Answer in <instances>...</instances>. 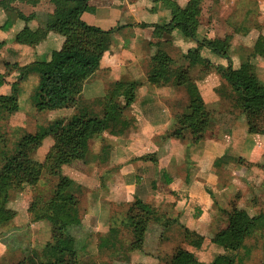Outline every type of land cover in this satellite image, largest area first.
Wrapping results in <instances>:
<instances>
[{
    "label": "crops",
    "instance_id": "obj_1",
    "mask_svg": "<svg viewBox=\"0 0 264 264\" xmlns=\"http://www.w3.org/2000/svg\"><path fill=\"white\" fill-rule=\"evenodd\" d=\"M175 1L183 11L194 8V0ZM250 3L258 11L264 10V0H199L198 11L194 13L199 20L198 34L202 37L220 40L227 36L230 37V35H224L223 38L217 37L215 28L220 26V21L226 25V20L230 15L232 19L240 14L242 17L245 14L248 15L251 11ZM43 7L46 9L43 10ZM47 11L51 12L52 8L46 0H41L35 6L19 0H0V73L7 71L6 69L10 66H7V63L28 68L37 62L47 63L43 62L47 54H56L59 51L58 55H55V62L65 54L61 36L43 29L42 17ZM18 13L26 17L34 15L27 26L38 40L35 46H28L25 41L24 43L16 42L18 33L21 35V30L26 25L19 18ZM81 19L105 31L102 35V45L96 52L100 68L86 80L82 90V98L87 106L100 107L107 85L111 82L138 81L141 83L137 87L134 102L129 109H124L128 112L129 118L126 120L119 118L124 128L119 126L118 136L109 135L107 128L108 134L103 135L105 143L102 142V138L98 139V146L94 149L97 158L91 167L85 168L84 173L73 170L71 168L73 166H68L62 171V174L72 181L78 183L83 181L85 185L91 179L93 185L101 187L97 182L100 178L103 182L102 186L106 185L109 188L108 194L105 197L101 196L102 198L90 193L85 204L87 208L85 215L95 211L91 214L96 216L99 224L103 223V215L105 220L109 217L111 205L114 203L117 205L130 204L134 197L138 196L150 204L154 210L155 208L164 210L167 217L170 216L167 211L173 212L182 224L186 226L193 224L195 227H192V230L204 236L205 233L199 225H202L208 218L211 207H213V200L218 201V196L223 193L229 195L234 190L232 174L227 177L226 187L219 190L220 175L213 168V163L217 157L224 155L225 150H233L236 146L231 149L228 144H222L223 151L218 154L220 148L212 147V145L216 147L213 139L207 138V141L187 145L186 140L180 136H172L171 133L175 128L173 115L180 112L186 104V101L182 99L183 87L174 86L172 83L157 87L146 82L150 59L153 56L164 52L174 62L186 65L188 62L183 56L189 49L196 47L195 42L183 37L177 30L161 39L153 36L155 25L166 24L171 20L170 10L163 0H89ZM258 35L264 36V32H258L254 27L246 28L240 35H235L233 41L236 44L252 46L250 44H254ZM229 51L230 49L227 51L228 54ZM231 51L228 56L232 64L236 66L240 63L235 61V58L239 60L245 57L238 54L233 47ZM200 55L213 65L223 67L227 65L225 60L208 50H200ZM251 58L259 62V66L254 64L258 69H264V58L259 56ZM46 65L49 67L46 70L50 71L53 64ZM44 68H46L45 65ZM199 69V66L190 68V80L193 87L198 90L208 113L213 112L212 108L220 112L222 100L215 88L221 84V81L215 72L201 73ZM193 71L198 72L195 77L191 75ZM18 78L17 72L10 73L4 79L5 84L0 87V94H8L9 84ZM25 79L24 76L20 83L19 93L22 91L23 82L25 87L30 84L25 83ZM37 84L38 79L34 78L31 82L33 86L31 90H34ZM22 97L24 95L20 97L21 100ZM119 102L122 104L121 100ZM234 137L235 140L241 138L239 155L245 156L250 162L253 157L249 155L254 151L261 153L264 150V148L261 151L256 149L258 142L264 140V135H253L244 130L243 133H234ZM225 138L230 139L227 136ZM44 142L46 145L44 155H46L53 142L46 140ZM261 145L264 146V143ZM259 148L262 147L259 146ZM225 162L229 166L232 163L230 159H226ZM189 164H192L190 172L187 171ZM221 164L223 172L225 168L228 170V165L226 167L225 164ZM209 191L213 192V199ZM196 205L201 207L200 215L192 217L189 214V208L192 210L194 208L192 206ZM38 223L42 224L41 221ZM5 249L6 246L0 242V258ZM219 249L223 252V249ZM263 255L262 260L259 259L261 263L258 259L255 260L258 264H264ZM254 256L257 254L251 253L246 258L245 264H250Z\"/></svg>",
    "mask_w": 264,
    "mask_h": 264
},
{
    "label": "trees",
    "instance_id": "obj_2",
    "mask_svg": "<svg viewBox=\"0 0 264 264\" xmlns=\"http://www.w3.org/2000/svg\"><path fill=\"white\" fill-rule=\"evenodd\" d=\"M19 1L35 6L41 0ZM46 1L52 11L44 13L42 17L43 29L63 38L65 54L57 62L52 60L49 63L53 64L50 71L42 69L39 72L38 84L35 88V107L38 112L65 108L72 109V113L66 119L56 121L47 129L38 131L35 135L24 139L26 141L33 140L49 133L56 135L41 164V170L34 168L29 154L24 149L19 151L16 148L11 155L2 156L0 214L10 198L12 190L22 191L24 186L33 185L43 174L57 177L56 185L48 201L46 203L33 201L28 207L29 212L36 214V220L49 223V240L39 250H26L23 247L21 251L19 248L15 252H25L26 255L13 264H79L86 244L85 239L77 234L76 228L80 224V217L76 207H73L71 213L64 209V206L73 204V197L66 195L65 198H61L59 196L71 184L73 185L71 180L67 181V178L62 177L61 167L76 161L82 164L88 162L87 158L94 138L102 133L109 120L131 106L136 98L137 87L141 85L138 81L111 82L107 85L100 107H88L82 98V90L86 80L100 68L96 52L102 45V35L105 31L89 25L81 19L89 0ZM163 2L170 10L171 20L166 24L155 25L153 36L161 39L177 30L183 37L196 44V48L189 49L183 56L188 62L187 65L174 62L164 52H159L150 59L146 76L148 84L161 87L172 83L174 86L186 85L188 88L185 107L173 115L175 128L171 135L184 137L185 133L193 136L196 126L201 125L208 114L198 90L193 85H189L192 82L190 68L193 66H199L202 72L212 70L220 76L224 83L220 82L221 84L215 88V91L219 92L228 102L231 112H236L244 117L249 134L264 135V89L255 90L249 82H245L246 74L237 73V70H248L251 67L250 61L245 59L237 69L227 53L231 40L229 36L220 40L202 37L198 34L199 23L194 13L198 11L199 0H194V8L188 11H183L175 0H163ZM18 16L26 24L21 30L26 45L35 46L38 40L35 39L27 26L34 15L26 17L18 13ZM202 49L224 59L227 65L223 67L211 64L207 59L197 54ZM251 54L264 58L263 35H258L252 45ZM12 64L7 63V66H11L9 70L17 69L19 78L9 84L5 103L0 105V119L2 120L19 109L20 81L27 69L26 66L18 67L14 63ZM3 76L0 75V87L5 84ZM120 100L122 104H120ZM201 138L200 135L198 140ZM1 152L3 155V150ZM52 209L59 216L51 214ZM61 212H67L68 215L60 214ZM222 213L224 226L217 230L211 242L223 249V254L215 256L210 263H203L193 253L178 248L165 264H245V260L251 252L246 241L253 235V230L259 229V219L264 218V215H250L246 210L238 209L235 206L230 209L223 208ZM127 219L133 241H142L145 238L148 223L160 220L151 205L138 196H135L129 205ZM169 223V220L165 219L162 225L168 226ZM184 236L189 239L193 247H199L203 241V236L193 231L186 232ZM193 236L194 238H192ZM5 244L10 246L8 242Z\"/></svg>",
    "mask_w": 264,
    "mask_h": 264
},
{
    "label": "rangeland",
    "instance_id": "obj_3",
    "mask_svg": "<svg viewBox=\"0 0 264 264\" xmlns=\"http://www.w3.org/2000/svg\"><path fill=\"white\" fill-rule=\"evenodd\" d=\"M249 7L251 8V11H249L248 15L245 14V16L242 17L240 14L233 17V19L232 15H230L226 20V25H223V22L220 21L221 24L215 28V31L219 38H223L224 35H230V42H232L229 47V54L233 51H231L233 47L238 54L245 57H242V59L240 58L239 60L235 58V61L242 63V61L247 59L250 61L249 63L251 65L248 70H237V73L246 74V76H244L245 82H249L255 90H262L264 89V69L262 68L261 70L255 66H259L260 64L258 61L255 62V60L251 58L253 57L251 54L252 46H247L248 44H236V42L233 41L235 35H240V33L245 31L246 28L254 27L258 32H264V10H260L261 12L258 11V9L251 3L249 4ZM42 9L45 10L46 8L43 7ZM19 34L20 33H18L16 42L24 43L25 37H22V35ZM20 36L21 38H19ZM60 38L63 39L62 37ZM233 44L235 45L232 46ZM250 45H253V43ZM58 46L60 49V41ZM58 53L59 51L56 52V54H47L43 59V62L47 63H42L40 61L41 63L37 62L26 69L24 75L26 77L25 83L30 84L25 87L23 82L24 86L21 85L24 97H22V100L20 99V97L23 96L22 91H20L18 98L19 109L7 116V118L3 120L0 119V166L2 163V156H9L14 153L16 148H18L19 151L24 149V151L29 154L28 156L33 162L34 168L41 170V164L43 163L45 158L44 154L46 152L44 141L54 142L56 135L49 133L43 137L38 136L33 140L26 141L24 139L28 136L35 135L38 131L47 129L50 125L55 124L56 121L66 119L71 115L72 109L65 108L38 112L35 107L36 89L34 88V90H31L33 88L31 85L33 79H38L39 72L42 69L49 68L46 64L55 60V55H58ZM197 54L200 55V50ZM44 65L46 68H44ZM239 66L240 64L235 67L239 69ZM8 69H11V66H9ZM5 72L0 73V75H4L3 79L7 78L12 72L18 73L17 69L8 70L6 74H4ZM199 72L205 73L200 69ZM197 73L198 72L193 71L191 75L195 77ZM218 77L221 83H224L220 76ZM20 82H22V79ZM189 85H193L192 82ZM182 87V99L183 101H186L188 88L186 85ZM217 87H219V85ZM218 94L222 100L221 107L219 108L220 112H216L214 108H212L213 112H207L208 114L201 125L196 126L194 131L195 134L193 136L185 133L184 137L176 135L180 136L183 140H186L185 143H187V145L200 141H207V138L213 139L212 141L216 143V147L214 145H212V147L214 149L220 148L219 152L216 150L218 154H221L223 151L222 144H228V147L231 149L236 146L233 150H225L224 155L217 157L213 163V168L215 171L217 170L220 175L219 190L226 187L227 177L231 174L233 175L232 182L234 183V190L229 195L223 193L221 196H218V201L213 200V207H211L212 210L209 212L208 218H206L202 225H199L205 233L200 246L193 247L189 242V239H186L184 236L186 232H196L192 230V227H195L193 224H188L186 226L177 219V216L175 217L173 212L167 211L170 214V216L167 217V213L165 214L164 210L161 211V209L157 210L155 208V215L160 220L156 222L150 221L148 223L145 238L142 241L132 240L127 219L130 204L122 203L117 205L114 203L110 206L111 211L109 217L105 220V216L103 215V221L101 220L103 223L99 224V221L95 218L96 216L91 214L95 211L85 215L87 209L85 204L89 199L88 196L90 193H93V195L96 196L99 195L100 197H105V195L108 194L107 192L110 191L109 188H107L106 185L102 186L103 182L100 178L97 182L100 183L101 187H97L92 184L91 179L89 180L90 183L88 182L87 185H85L82 183L83 181L78 183L62 174L63 169L68 166H73L71 167L73 170H78L83 173L85 172V168L91 167L92 163L97 158L94 149L98 146V139L102 138V142L105 143L103 135L104 133H107V128L108 133L111 136H118L120 133V127L124 128V124L119 122V118L125 120L129 118L128 112L124 110L118 114L119 117L109 120L105 124L102 133L94 138L91 144L88 162L86 164L76 161L70 165H63L61 167L62 177L67 178V181L71 180L73 185L71 184V186L59 196L61 198H65L66 195L67 197L69 195L73 197V204L71 206H64V209L68 213H71L72 209H74L73 207H76L80 217V224L76 228L77 234L85 239L86 244L85 251L82 252V256H80L79 264H165L173 252L178 248L193 253L200 262L210 263L215 256L223 254V252L211 242L215 232H217L220 227L224 226L223 208L230 209L232 206H235L238 209L246 210L250 215H264V150H262L264 146L261 145L264 143V140L258 142L256 147V149L260 151L262 150L261 153L254 151L249 155L250 157H253L252 162H250L245 156H240L239 148L241 147V138H237L236 142L234 133H243L244 130H247L245 119L242 115L236 112H231L228 102L219 92ZM4 103L5 95L1 93L0 105ZM200 135L202 138L198 140ZM172 136H175V134H172ZM225 136L230 139L227 140ZM22 140L24 141L21 142ZM259 146L262 148H259ZM2 150L3 155L1 154ZM24 155L26 154L24 153ZM226 159L232 161L230 166L225 162ZM221 163H223V165L225 164L226 167L228 165V170L225 168V172H223ZM191 167L192 164H189L188 172H190ZM231 171L233 173H231ZM188 172L187 175H189ZM56 182L57 177L43 174L33 185L24 186L22 191L12 190L10 192V198L0 214V242L2 241L1 243L3 245L8 242L10 246H6L7 244H5L6 249L0 258V264H13L26 255L25 252H21L23 247L26 250H39L49 240V223L47 221H41L42 224L38 223V220H36V214L29 212L28 207L33 201L46 203L51 197ZM85 182H87V180H85ZM212 191H209L211 199L214 198ZM90 207H93V205H90ZM192 207H194L192 210L189 208V214H191L192 217L200 215V205ZM51 212L54 216H59L53 209ZM67 212H61L60 214L68 215ZM165 219H168L170 222L168 226L165 224V226L162 225ZM258 224L259 229L257 228L256 231L253 230V235H251L246 241L248 247L251 248L250 254H253V252L257 254V256H254L253 259L250 260V264H258V262L262 260L261 256L264 254V218L259 219ZM42 225L45 227L43 228ZM260 227L262 228L260 229ZM192 238H194V236ZM19 248L21 251L18 253L15 252L18 251ZM256 259H258V262L255 261Z\"/></svg>",
    "mask_w": 264,
    "mask_h": 264
}]
</instances>
